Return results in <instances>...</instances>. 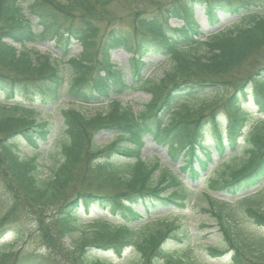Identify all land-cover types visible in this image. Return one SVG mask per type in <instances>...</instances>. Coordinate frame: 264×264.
I'll return each instance as SVG.
<instances>
[{"label":"trees","instance_id":"16d2710c","mask_svg":"<svg viewBox=\"0 0 264 264\" xmlns=\"http://www.w3.org/2000/svg\"><path fill=\"white\" fill-rule=\"evenodd\" d=\"M26 1L24 7L23 0H0V241L15 234L11 245H0V264H203L185 244L174 252L167 248L181 239L174 223L156 214L187 206L179 174L195 183L211 168L221 173L209 187L232 203L216 213L205 209L226 244L205 252L220 259L230 251L229 264H264V236L244 235L226 220L240 210L251 226L264 230V120L240 106L252 84L258 114L264 115V0H146L152 10L130 12L132 42L114 30L103 37L101 25L117 19L108 8L118 0ZM200 4L210 27L220 23V11L238 16L241 24L202 40L194 19ZM24 10L38 19L39 29ZM172 17L182 25L172 27ZM48 42L57 53L54 63L15 47ZM73 43L80 47L75 56ZM118 47L131 54L129 79L110 60ZM152 55L168 64L158 81L143 76L145 58ZM227 88L232 94H224ZM129 92L150 95L137 114L117 100ZM63 94L107 107L92 116L61 112V161L40 178L36 154L22 158L19 147L35 152L49 139L52 127L35 119L36 107L52 106ZM207 124L212 147L203 137ZM100 132L113 135V142L95 144ZM146 136L166 148L171 162L181 161L178 172L154 175L160 164L141 159ZM28 219L42 255L13 251L25 241Z\"/></svg>","mask_w":264,"mask_h":264},{"label":"rangeland","instance_id":"374dc122","mask_svg":"<svg viewBox=\"0 0 264 264\" xmlns=\"http://www.w3.org/2000/svg\"><path fill=\"white\" fill-rule=\"evenodd\" d=\"M154 0H151V3ZM27 1L23 0V6L26 7ZM149 9L152 10L153 6L146 0H118L113 2L109 6V14H114L117 19L115 21H110V23L105 25L102 23L101 29L104 35L109 30H114L115 33H122L124 35L130 36V41H133L132 31L130 25V12L131 10L139 9ZM202 6H194V15L199 20L201 24V39L203 40L207 35L216 32V31H225L226 29L233 28L236 25L241 24V20L238 16H232L228 13L219 12L220 23L216 27H210L206 21V18L203 14ZM24 15L29 16L34 27H37L38 20L29 15L27 10H24ZM169 24L172 27H179L182 25V22L177 18H170L168 20ZM36 29H39L37 27ZM18 50H26L30 55H35V53L45 54L50 56L51 60L54 61L57 59V53L54 48V44L51 42L40 43L38 45L27 44L23 47L16 46ZM80 52V47L73 43L71 45V55L75 56ZM110 60L117 67L122 68L126 73L127 79H129V66L128 61L131 57V54L128 53L124 48L118 47L113 48L110 51ZM60 66L64 67L65 63L58 60ZM146 67L143 71V76L145 79H150L152 81H158L163 73L167 70L168 64L165 59H162L158 56L152 55L145 58ZM264 64V60L262 62ZM252 84H249L248 91L244 98L240 101L241 109H245L251 116L257 120H264V115L258 114V108L256 107L253 95ZM234 89L227 88L224 90L225 95H230ZM123 107H131L134 113H139L141 108L150 101V95L144 92H129L117 99ZM0 105V113L2 112ZM106 102L98 104H81L74 102L64 96L54 105L49 107H39L36 110L35 119L37 121H47L51 127V134L49 139L39 144L35 152L29 151L24 146L19 147L18 155L20 157H28L36 154L37 163L39 164L38 172L40 178L47 177L52 171H54L57 165L60 163L61 158L59 154V147L61 142L64 139V128L61 125V112L66 109H73L84 116H92L97 113H104L106 110ZM210 124H207L204 128V141L208 142L209 147L211 141L210 134ZM114 136L107 134L105 132H100L95 136V144L98 146H105L112 143ZM141 159L147 163L158 162L160 168L155 172V176H158L159 171H168V172H178V168L181 166V161L173 163L170 161L169 156L166 152V148L156 145L150 138L144 139V146L141 151ZM221 171L218 172L215 169H209L208 173H205L201 178L192 183L185 176L180 175L182 185L187 189L188 204L185 208L175 211L174 209H168L164 213L156 214L159 217H165L168 221L174 223L175 231L177 232V237L181 241L172 239L168 242L167 248L171 251H175L182 247V244L187 246V249H194L193 254L197 257H201L203 264H229L230 261V251H228L220 259H212L210 255L205 252L207 247L214 248H226L225 242L221 239V233L218 229L217 219L208 212H205V209L213 210L217 212V208L221 211L229 210V205L232 203V200L227 199L226 197L221 196V193L212 190L209 186L213 184V180L219 178ZM259 189L255 190L252 194H255ZM170 191V190H169ZM5 192V189L2 184H0V209L2 208V194ZM168 194V191L165 195ZM208 198H211L213 201L210 204ZM232 209V208H231ZM82 212V211H81ZM97 214L102 216V213L97 209ZM33 216V215H30ZM95 215L91 213L90 215H83L84 221H87L93 218ZM34 217V216H33ZM35 218V217H34ZM229 222V225L232 229L238 227V232L253 236L256 233L264 236V230H257L251 226L246 219L243 218V215L240 210H233V215L230 219L226 218ZM34 230L33 219H28L23 227V232L26 235L25 241L19 242L13 246L14 253L22 256L24 253H33L35 252L38 255H42V250L38 247V242L33 239L31 232ZM15 231V230H13ZM14 232L7 234L1 241V246H8L14 242ZM28 235V236H27ZM97 255L101 253L94 251ZM204 256H201V255ZM126 255H130V250L126 252ZM130 264H135L133 260H130Z\"/></svg>","mask_w":264,"mask_h":264}]
</instances>
